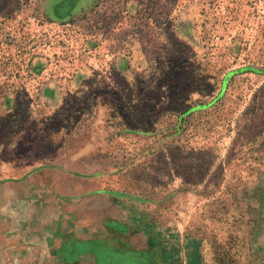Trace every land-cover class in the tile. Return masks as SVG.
Segmentation results:
<instances>
[{"label":"rangeland","instance_id":"rangeland-1","mask_svg":"<svg viewBox=\"0 0 264 264\" xmlns=\"http://www.w3.org/2000/svg\"><path fill=\"white\" fill-rule=\"evenodd\" d=\"M86 9L0 0V264H264V0Z\"/></svg>","mask_w":264,"mask_h":264},{"label":"crops","instance_id":"crops-1","mask_svg":"<svg viewBox=\"0 0 264 264\" xmlns=\"http://www.w3.org/2000/svg\"><path fill=\"white\" fill-rule=\"evenodd\" d=\"M86 10L88 11L90 6L93 5L95 0H84ZM24 239L29 240L28 234L25 236ZM38 239V238H37ZM52 244V239L51 242ZM38 245H42L40 241L37 242ZM73 248V247H72ZM67 249L63 256H58L56 254V250H53V253H47L45 248L36 251V257L34 253L31 254L30 264H76L78 261L85 259V262L88 261V258L93 262L95 259L96 264H119V260L116 258V255H113L112 251L110 252L109 249L103 248V246L99 243V241H89L84 240L81 242H77L75 248ZM26 252V251H22ZM116 256V257H115ZM65 259H61V258ZM52 260V261H51Z\"/></svg>","mask_w":264,"mask_h":264}]
</instances>
